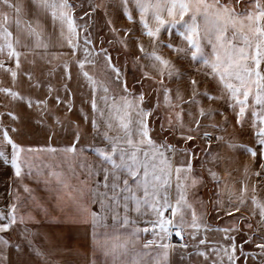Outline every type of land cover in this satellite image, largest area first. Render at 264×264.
Returning <instances> with one entry per match:
<instances>
[{"label": "snow or ice", "instance_id": "snow-or-ice-1", "mask_svg": "<svg viewBox=\"0 0 264 264\" xmlns=\"http://www.w3.org/2000/svg\"><path fill=\"white\" fill-rule=\"evenodd\" d=\"M0 175V264H264V0H0Z\"/></svg>", "mask_w": 264, "mask_h": 264}, {"label": "crops", "instance_id": "crops-1", "mask_svg": "<svg viewBox=\"0 0 264 264\" xmlns=\"http://www.w3.org/2000/svg\"><path fill=\"white\" fill-rule=\"evenodd\" d=\"M241 160H243V157H241ZM236 166H237L236 164H233L232 165V167H236ZM63 169H64V167H63ZM3 179H5V177L3 175H0V180H3ZM5 187H6V185L0 184V193H3ZM5 203H6V201L0 199V210H6L3 207ZM70 203H71L70 205L76 206L72 201H70ZM77 211H78V209H76V212H74L73 214L63 216V219H62V217H61L60 214H59V216H56L60 222L52 225L53 230L54 231H62V230H65L66 232L72 231V233L75 234V231H74L73 226L71 224L65 223L64 221H65L66 218H70V217L75 216L77 214ZM35 215L37 216L38 219L43 220V216H42V218H40L41 216H39L38 214H35ZM82 251H84V252H90V249H82ZM71 259H73V260H79V259H82V258L81 257H78L76 255H73L71 257ZM101 260H102V257H101Z\"/></svg>", "mask_w": 264, "mask_h": 264}, {"label": "rangeland", "instance_id": "rangeland-1", "mask_svg": "<svg viewBox=\"0 0 264 264\" xmlns=\"http://www.w3.org/2000/svg\"><path fill=\"white\" fill-rule=\"evenodd\" d=\"M49 162L52 163V164L56 163L55 160H50ZM62 167H64V169H65L64 171L65 172L68 171L66 164H62ZM81 179H83L82 176H81ZM71 182L73 184H75L76 183L75 178H72ZM39 194L41 196L45 195L43 192H40ZM70 201H72V200L69 199L68 197H65V199L62 202L60 207H55L54 205L49 204L48 207H49V209L51 211V214L54 215V216H59V214H60L62 219H63V216L70 215V214H73L74 212H76L77 207L73 206V205H70L71 204ZM93 207H95V206H93ZM34 214H38L39 216H41L40 218H42V215L40 214V212L38 210H35ZM62 231L66 232L65 230H62Z\"/></svg>", "mask_w": 264, "mask_h": 264}]
</instances>
